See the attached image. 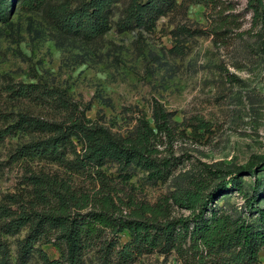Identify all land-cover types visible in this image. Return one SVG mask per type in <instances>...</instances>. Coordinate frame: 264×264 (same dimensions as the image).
<instances>
[{
    "label": "rangeland",
    "instance_id": "obj_1",
    "mask_svg": "<svg viewBox=\"0 0 264 264\" xmlns=\"http://www.w3.org/2000/svg\"><path fill=\"white\" fill-rule=\"evenodd\" d=\"M79 1L8 0L0 6V203L17 207L12 197L32 199L30 181L39 175L63 180L77 193L109 194L117 214L133 216L178 189L198 186L208 193L229 179V189L211 206L264 225L258 210H264V10L257 14L249 0H172L152 28L122 29L131 0H120L111 7L109 30L85 39L60 27L61 6ZM57 93L119 136L133 134L144 116L152 121L156 102L161 104L170 114V134L163 132L154 147L157 159L169 162L166 179L154 180L135 164L107 161L101 176L96 167L79 170L47 154L23 155L24 145L47 134L22 127L21 116L65 119ZM66 155L73 163L72 148ZM240 168L246 170L236 172ZM170 203V218L190 215ZM27 231L3 236L12 264H43L42 253L61 256L55 232L23 255ZM112 237L107 232L94 241L85 264L229 261L228 252L193 248L189 239L179 248L123 261L115 252L119 246L104 250ZM128 239L123 233L120 242ZM258 259L264 264V246Z\"/></svg>",
    "mask_w": 264,
    "mask_h": 264
},
{
    "label": "trees",
    "instance_id": "obj_2",
    "mask_svg": "<svg viewBox=\"0 0 264 264\" xmlns=\"http://www.w3.org/2000/svg\"><path fill=\"white\" fill-rule=\"evenodd\" d=\"M118 1L80 0L74 7L62 5L60 27L85 39H95L109 30L111 7ZM249 1L257 14L263 12V0ZM8 5V0H0L1 7ZM171 5L172 0H131L119 24L122 29L131 26L152 28ZM58 98L61 108L68 112L63 120L21 116L22 127L47 134L24 145L21 148L23 155L47 154L61 162L67 161L79 170L96 167L101 176L100 170L107 161L124 167L138 165L154 180H164L169 175V162L155 156V141L163 132L170 134V114L161 104L156 102L152 121L144 116L133 134L119 136L107 127L93 123L85 110L69 103L62 94ZM67 148H72L74 165L66 157ZM243 170L246 169L240 168L236 172ZM231 178L235 186L241 185L235 177ZM30 183L33 185L32 199L20 202L12 197L10 201L17 207L0 203V264H12L3 236L17 234L23 228H28L21 242L23 255H27L41 238L55 232L61 256L51 258L42 253L43 264H85L86 249L107 232L113 237L106 241L105 252L115 251L119 246L115 252L123 261H132L156 249L170 251L189 239L193 248L228 252L226 264H256L264 246V225L235 217L221 206H211L217 196L229 189L232 183L229 179L208 193L198 186L178 189L155 205L143 204L133 216L117 214L118 205L109 194L77 193L63 180L51 181L39 175H33ZM170 200L187 209L190 215L170 218ZM252 203L253 197L249 206ZM258 210L264 218V210ZM123 233L129 239L120 242Z\"/></svg>",
    "mask_w": 264,
    "mask_h": 264
}]
</instances>
